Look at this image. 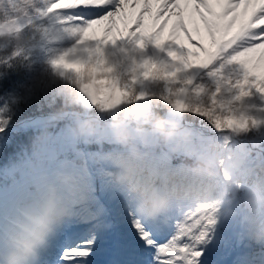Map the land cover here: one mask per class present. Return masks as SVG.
Here are the masks:
<instances>
[{"label":"snow or ice","instance_id":"obj_1","mask_svg":"<svg viewBox=\"0 0 264 264\" xmlns=\"http://www.w3.org/2000/svg\"><path fill=\"white\" fill-rule=\"evenodd\" d=\"M172 15L178 19L169 27ZM4 34L18 43L0 44V69L39 60L97 107L121 104L137 89L142 97L156 84L178 111L192 107L217 129L264 126V0H0ZM8 119L0 109V131ZM81 216L91 225L106 223L95 205L78 201L48 248ZM153 221L149 230L128 207L101 232L100 246L127 264H216V249L230 240L210 212ZM96 245L94 232L64 248L59 261L84 264Z\"/></svg>","mask_w":264,"mask_h":264},{"label":"clouds","instance_id":"obj_2","mask_svg":"<svg viewBox=\"0 0 264 264\" xmlns=\"http://www.w3.org/2000/svg\"><path fill=\"white\" fill-rule=\"evenodd\" d=\"M29 39L23 34L22 40ZM9 40L18 43L0 35V44ZM27 86L38 100L60 103L8 166L9 181L24 173L33 195L0 218V264H40L41 250L80 192L79 176L55 147L57 126L77 140L110 142L102 155L116 194L139 219L210 212L237 239L264 246V126L202 127L192 107L178 111L156 84L112 108L91 104L44 66Z\"/></svg>","mask_w":264,"mask_h":264},{"label":"rangeland","instance_id":"obj_3","mask_svg":"<svg viewBox=\"0 0 264 264\" xmlns=\"http://www.w3.org/2000/svg\"><path fill=\"white\" fill-rule=\"evenodd\" d=\"M170 26L171 25H169V27ZM201 29H203V26H201ZM165 31H166L165 34H167V29H165ZM182 42L187 44L186 40H183ZM188 46L191 47L190 44H188ZM35 98L37 97L34 96L33 99ZM48 113L41 112V113L35 114L34 116H29L28 120L23 121V124H24L23 128H34L36 131H38L39 128L44 123V118L45 116H47ZM168 115H173V113L170 112ZM198 123L202 127L207 126L208 128H211L203 122L202 118L198 119ZM8 124L9 123H7L6 126H8ZM54 132H55L54 144L57 149L59 157L63 158L74 171L76 170V173L79 176V179H80L79 194L82 193V187L86 188V181H89L90 179L96 180V183L99 184L103 188V191L105 193L103 197H101L100 200H95V201L88 199L86 195H82L79 202H87L91 204L92 202H94L93 205L97 207L99 214L106 218V223L99 224L97 225V227H93V229H89V225H91L90 222L88 221L81 222L82 228L78 230V234H76L74 241L72 240L75 235L71 234L67 241V245L65 244L61 245L62 246V248L60 247L61 251H63L64 248L79 246L80 241L91 239L93 236V233L95 232V238L97 240V245L93 246L92 254L88 257V259L84 262V264H100L99 262H102V261L104 262L105 260L108 262H111V261L113 262L114 260H116L117 264H127L126 257L117 256L115 254L109 255L107 250L101 247L99 243L101 232L106 231L109 227H111L112 217L126 216L127 209H128L126 202L116 194L115 186L112 182H110V174H108V170H110V165L104 159L102 155L103 151L109 148L110 142H108L107 140L103 142H98L99 148H96L94 150L95 142L82 141V140H77L73 138L68 133V131L66 130L64 126H60L59 129L57 128L54 129ZM12 144H11V140L8 139V141H5V143L3 144L1 151L3 149L5 150L6 148L5 157L13 158V160H15V157L17 158L19 156V155H16L17 153L19 154V152L17 153L13 152L15 150L14 148L16 147H11ZM104 144H107V145H104ZM9 161L10 160L6 159V163ZM19 176L20 177L14 182V184L12 180H11L12 182L9 181L8 177H6V181H5L7 184H0V218H5L13 214L17 205L21 201L29 199L33 195V193L30 190L31 182H30L29 177L25 175L24 173H21ZM28 188L30 191L28 190ZM18 195H23L25 196V198H22V199L18 198L19 200L15 201L14 198H17ZM72 206L74 205L72 204ZM149 223H152L151 225H153L154 221L151 220L149 221ZM128 228L131 229L130 223L128 224ZM217 229H218V232H221V233H224L227 230L226 234L230 237V240L227 246H221L220 248L216 249L215 257H214L216 259V264H237L236 262L238 261L239 254L242 255L243 253L244 254L246 253L247 246H245V244L243 243L245 239H237V237L233 234L232 229L226 226V222L224 221L220 222L217 225ZM132 232L134 234L135 230L133 229ZM65 235H66L65 231H62L60 233L59 238H61L60 239L61 242H63V238H68V236H65ZM162 237L163 238L165 237V238L163 241H161V243H166L167 239H170L171 233H169L166 236H162ZM136 239L139 240V237L137 236ZM56 242L58 245V241H55L54 243L55 246H56ZM250 243H253V242L250 241ZM141 246H143L142 242H141ZM253 247H254V243H253ZM60 248H58V250ZM258 253H261V252L258 251ZM206 254H207V251H206ZM144 255L145 256L148 255L147 257L148 260L151 259V256L148 250L144 252ZM261 255H258L256 258L260 260L264 259V250ZM254 263H258V262L253 260L251 264H254ZM52 264H61V262L58 259V261ZM262 264H264V260Z\"/></svg>","mask_w":264,"mask_h":264},{"label":"trees","instance_id":"obj_4","mask_svg":"<svg viewBox=\"0 0 264 264\" xmlns=\"http://www.w3.org/2000/svg\"><path fill=\"white\" fill-rule=\"evenodd\" d=\"M37 67L43 68V64L39 60H34L32 63L20 61L6 70L0 69V109H4L5 115L9 117L6 124L18 122L37 113L50 112L54 107L59 106L58 99L54 100L51 105L47 99H33L35 95L27 85L29 77ZM204 122L209 124L205 120ZM30 140L31 137H25L26 144ZM3 151H1L2 157Z\"/></svg>","mask_w":264,"mask_h":264},{"label":"bare ground","instance_id":"obj_5","mask_svg":"<svg viewBox=\"0 0 264 264\" xmlns=\"http://www.w3.org/2000/svg\"><path fill=\"white\" fill-rule=\"evenodd\" d=\"M165 15H167V13H166ZM146 16H147V14H146ZM188 16H189V11H185V13H184V17H185V19H187ZM176 19H178V17H177L176 15H172L171 19L169 20V25H171L172 22L175 21ZM201 26H203V25L201 24ZM190 27H191V25H190ZM249 242H250V240L245 239L243 243H244L245 245H248ZM255 246H257V247H259V248L262 247V246H259V245H256V244H255ZM249 248H253V250H254V247L251 246V245H250ZM41 259H42V257H41ZM101 264H104V262H102Z\"/></svg>","mask_w":264,"mask_h":264}]
</instances>
